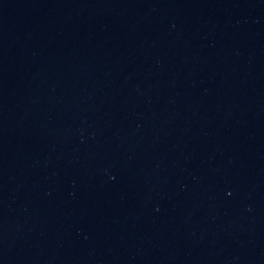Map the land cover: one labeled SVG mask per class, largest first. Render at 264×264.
I'll use <instances>...</instances> for the list:
<instances>
[{
  "label": "water",
  "instance_id": "obj_1",
  "mask_svg": "<svg viewBox=\"0 0 264 264\" xmlns=\"http://www.w3.org/2000/svg\"><path fill=\"white\" fill-rule=\"evenodd\" d=\"M0 264H264V0H0Z\"/></svg>",
  "mask_w": 264,
  "mask_h": 264
}]
</instances>
